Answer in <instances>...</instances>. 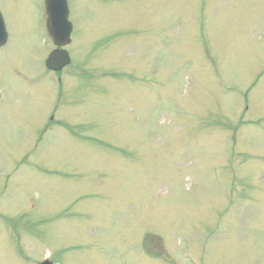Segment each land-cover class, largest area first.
Wrapping results in <instances>:
<instances>
[{
  "label": "rangeland",
  "instance_id": "obj_1",
  "mask_svg": "<svg viewBox=\"0 0 264 264\" xmlns=\"http://www.w3.org/2000/svg\"><path fill=\"white\" fill-rule=\"evenodd\" d=\"M0 0V264H264V0ZM48 42V43H47Z\"/></svg>",
  "mask_w": 264,
  "mask_h": 264
},
{
  "label": "water",
  "instance_id": "obj_2",
  "mask_svg": "<svg viewBox=\"0 0 264 264\" xmlns=\"http://www.w3.org/2000/svg\"><path fill=\"white\" fill-rule=\"evenodd\" d=\"M48 18V31L57 46H65L70 43L71 24L68 22V6L66 0H46ZM6 34L3 27V19L0 13V45L4 44ZM70 63L69 54L64 50L54 51L47 66L51 70L59 71ZM44 264H51L46 262Z\"/></svg>",
  "mask_w": 264,
  "mask_h": 264
}]
</instances>
